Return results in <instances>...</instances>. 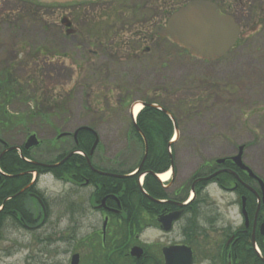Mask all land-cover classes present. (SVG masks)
<instances>
[{"label":"flooded vegetation","instance_id":"af4514ba","mask_svg":"<svg viewBox=\"0 0 264 264\" xmlns=\"http://www.w3.org/2000/svg\"><path fill=\"white\" fill-rule=\"evenodd\" d=\"M114 1L63 5L70 6L73 15L81 8L92 12L95 8L151 7L135 2L111 5ZM156 1L157 8L171 9L164 22L154 27L193 0H172L165 5ZM205 1L215 3L239 28L235 44L213 61L264 59V0ZM28 2L34 5L27 0H0V19L3 8H21ZM62 22L65 40L68 35L81 33L68 17ZM114 25L109 27L115 37L98 39L101 44L115 48L112 44L118 42L120 47L116 48L128 54L150 53L151 48L141 51V45L135 47V42L122 37V30L116 32ZM151 34L157 36L154 28ZM136 35L135 41L145 40L140 33ZM184 52L191 59L209 62ZM29 60L32 67L27 81L35 87L36 69L41 63L35 62L30 47ZM152 61L160 68L161 59ZM0 75V109L9 110L15 103L9 98L18 95L6 93L11 85L2 84L4 80L11 82L12 73L4 70ZM66 83L65 77L60 88ZM162 97L163 92L155 100L143 101L168 108L175 105L160 101ZM104 103L94 105L103 111ZM47 104L54 110L49 113L58 119L59 109L64 108L56 102ZM30 118L32 122L36 117ZM44 119L51 123V115ZM114 119L90 118L88 123L65 131L64 137H59L57 128L54 136L40 139L38 146L27 145L33 133L30 129L22 139L0 135V264H264V171L255 164L252 144L232 143L231 151L215 152L196 149L193 138L187 155L172 149L165 163L156 162L158 165H145L147 156L138 172L133 173L141 165L145 145L143 149H131L135 143L127 131L122 137L129 148L121 151L105 147L97 126L116 123ZM161 124L165 128L166 124ZM83 126L96 129V133L84 129L75 137ZM249 135L254 140L255 134ZM196 137L238 140L228 133L210 132ZM166 163L172 170L170 179L163 181L160 176L166 171ZM43 182L57 187L50 191L41 186Z\"/></svg>","mask_w":264,"mask_h":264},{"label":"rangeland","instance_id":"374dc122","mask_svg":"<svg viewBox=\"0 0 264 264\" xmlns=\"http://www.w3.org/2000/svg\"><path fill=\"white\" fill-rule=\"evenodd\" d=\"M134 2L151 7L95 8L92 12L74 15L71 7L63 4L29 8L20 3L21 8H4L9 10L2 12H9L7 17L13 19L2 20L4 16L0 19V74L4 70L11 72L22 89L9 109L25 117L31 112H54L48 107L49 101L64 109L58 108L62 110L58 112V119L49 113L50 124L39 117L30 122L29 115L26 125L10 126L3 133L22 139L29 125L31 132L47 140L54 136L57 128L58 133L72 131L88 123L90 118H116L113 120L116 123H101L98 130L105 147L122 151L129 148L122 133L132 105L142 99H157L162 92L165 97L172 98L173 91L177 90L180 100L171 109L178 116L182 136L173 149L187 155L193 138L196 149L215 152L231 151L232 143L252 144L255 164L257 162L260 171H264V59L209 63L191 59L167 38L151 34L154 25L164 22L171 8H157L156 0H116L111 5ZM166 3L172 0H160V4ZM64 17L71 19L81 33L68 35L65 40V26L61 23ZM112 24L116 32L122 30V37L135 42V47L141 45V51L144 47L151 48L150 53L128 54L124 49H117L118 42L112 44L115 48L101 44L98 39L105 41L115 37L109 27ZM136 33L145 40L135 41ZM29 47L35 54V62L41 63L40 69H36L35 87L27 81L28 70L32 67ZM154 59H161L160 68L155 67ZM65 77L67 83L60 88L59 83ZM54 84L59 89L56 90ZM38 86L41 87L39 91ZM34 100L39 103L38 110ZM95 102H100L101 106L108 103H104L105 110L101 111L95 107ZM210 132L228 133L238 140L196 137ZM193 133L196 135L192 136ZM251 133L255 134L254 140ZM41 186L50 191L57 187L49 182Z\"/></svg>","mask_w":264,"mask_h":264},{"label":"water","instance_id":"95a60500","mask_svg":"<svg viewBox=\"0 0 264 264\" xmlns=\"http://www.w3.org/2000/svg\"><path fill=\"white\" fill-rule=\"evenodd\" d=\"M34 1L42 4H52L83 0ZM154 32L185 47L193 55L214 59L223 55L235 43L238 28L233 19L222 14L215 4L207 1H194L175 11L166 25L156 26ZM166 113L170 114L167 111ZM38 143L37 136L32 135L29 137L27 145H37ZM147 154L148 145L146 143L144 159ZM238 157L241 158V154Z\"/></svg>","mask_w":264,"mask_h":264},{"label":"trees","instance_id":"16d2710c","mask_svg":"<svg viewBox=\"0 0 264 264\" xmlns=\"http://www.w3.org/2000/svg\"><path fill=\"white\" fill-rule=\"evenodd\" d=\"M165 99L167 101L173 100L170 98ZM163 108L172 110L171 108H168L166 106H163ZM0 111V125H2L5 122V117L7 116V114L3 109H1ZM173 115L175 116L174 113ZM137 122L139 128L146 134L148 138L150 152L145 165H158L156 162L165 163V161L168 159V142L171 135L173 134V123L170 117L162 110H159L155 107H145L139 113ZM162 122L166 124L165 128L161 124ZM159 129H161V131ZM128 132L133 135L131 137V141L135 143V145H132V148L142 149L144 147L143 138L141 137L139 131L135 128L132 121H130ZM161 133L164 134L163 137ZM167 167L168 163H166L164 169H167Z\"/></svg>","mask_w":264,"mask_h":264},{"label":"bare ground","instance_id":"6f19581e","mask_svg":"<svg viewBox=\"0 0 264 264\" xmlns=\"http://www.w3.org/2000/svg\"><path fill=\"white\" fill-rule=\"evenodd\" d=\"M142 107H143L142 104L135 105V107H134V115L135 116L140 112V110L142 109ZM160 178L163 181L169 180V178H170V172H167V173L161 175Z\"/></svg>","mask_w":264,"mask_h":264}]
</instances>
